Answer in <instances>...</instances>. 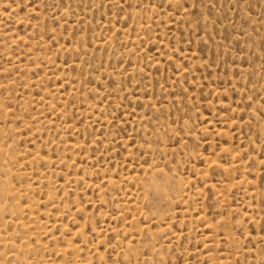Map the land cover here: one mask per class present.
Here are the masks:
<instances>
[{
    "label": "rangeland",
    "instance_id": "1",
    "mask_svg": "<svg viewBox=\"0 0 264 264\" xmlns=\"http://www.w3.org/2000/svg\"><path fill=\"white\" fill-rule=\"evenodd\" d=\"M0 264H264V0H0Z\"/></svg>",
    "mask_w": 264,
    "mask_h": 264
}]
</instances>
